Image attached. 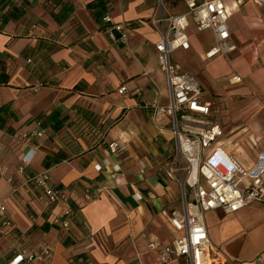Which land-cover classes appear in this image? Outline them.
Returning <instances> with one entry per match:
<instances>
[{
	"label": "crops",
	"instance_id": "1",
	"mask_svg": "<svg viewBox=\"0 0 264 264\" xmlns=\"http://www.w3.org/2000/svg\"><path fill=\"white\" fill-rule=\"evenodd\" d=\"M223 1L234 49L206 58L214 33L189 19L190 47L170 60L202 85L221 129L218 143L249 169L264 151V6ZM159 3L0 0V202L12 220L0 229V264L43 244L54 247L48 264H159L148 242L180 235L169 217L183 204L179 180L167 174L177 145L173 122L155 114L170 98L150 23ZM162 4L166 13L187 12L184 0ZM100 13L126 25L125 38L111 36ZM40 127L46 133L34 135ZM112 142L122 147L118 154L110 153ZM29 149L33 159L21 171ZM116 163L119 185L109 174ZM42 171L66 191L74 209L69 229L58 224L62 205L27 183ZM87 186L105 188L85 202ZM204 217L226 264H264V201Z\"/></svg>",
	"mask_w": 264,
	"mask_h": 264
},
{
	"label": "built area",
	"instance_id": "2",
	"mask_svg": "<svg viewBox=\"0 0 264 264\" xmlns=\"http://www.w3.org/2000/svg\"><path fill=\"white\" fill-rule=\"evenodd\" d=\"M245 0H235L237 4ZM264 6V0H251ZM187 12L166 13L160 0L159 6L150 19L158 35L156 49L158 60L167 75L170 92L166 106H156L155 114L167 113L173 122L176 139V152L169 164L167 174L179 180L182 187V208L170 212V221L180 235L170 242L152 239L148 248L156 251L159 264H226V257L213 245L205 223V212L221 208L234 212L252 202L264 201V151H261L249 169L243 168L218 143L221 134L219 124L210 118V103L203 100V87L187 71H178L170 60V53L176 49L190 47L189 19L198 30L211 29L214 44L205 52L206 58L225 54L234 49L230 41L228 27L229 9L223 0H184ZM111 22L110 15L103 16ZM107 24L106 31L113 36L114 28L124 31L126 25ZM125 34L123 32V36ZM32 58L28 57L27 62ZM122 85L118 91H126ZM41 126V123L37 121ZM39 128L34 135L42 136ZM110 153L118 154L122 147L112 142L108 145ZM33 149L21 158L20 170L33 159ZM111 179L119 185L124 182L121 166L116 163L109 172ZM12 181V178H9ZM28 185L35 183L42 188L48 203L62 205V219L58 221L62 229H69L74 209L67 198L66 191L50 184L46 171L36 173L27 179ZM104 186L92 189L87 186L83 200L90 201L104 190ZM96 192V193H95ZM12 224L6 207L0 202V229ZM54 253L51 244H43L38 250L20 248L5 264H48Z\"/></svg>",
	"mask_w": 264,
	"mask_h": 264
},
{
	"label": "trees",
	"instance_id": "3",
	"mask_svg": "<svg viewBox=\"0 0 264 264\" xmlns=\"http://www.w3.org/2000/svg\"><path fill=\"white\" fill-rule=\"evenodd\" d=\"M99 5L101 6L102 9H106V5H105V2H104V1H101V2L99 3ZM104 14H106V13H104ZM104 14H103V13H100L99 16H100V17H103ZM4 17H5V16L2 15V12L0 11V20L2 21V19H3ZM37 121H39V122L41 123V126H42V119L39 118V119H37ZM40 128H41V127H40ZM41 129L44 130V134H45V133H46L45 128L42 127ZM44 134H43V135H44Z\"/></svg>",
	"mask_w": 264,
	"mask_h": 264
},
{
	"label": "water",
	"instance_id": "4",
	"mask_svg": "<svg viewBox=\"0 0 264 264\" xmlns=\"http://www.w3.org/2000/svg\"><path fill=\"white\" fill-rule=\"evenodd\" d=\"M112 33H113V35H114L116 38H122V36H123V32L120 31V30H118V29H116V28H114V29L112 30Z\"/></svg>",
	"mask_w": 264,
	"mask_h": 264
}]
</instances>
